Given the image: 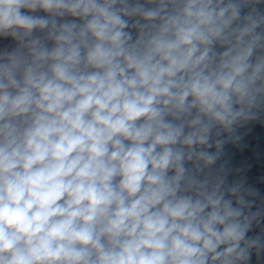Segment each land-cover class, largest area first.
I'll use <instances>...</instances> for the list:
<instances>
[{"label":"clouds","instance_id":"1","mask_svg":"<svg viewBox=\"0 0 264 264\" xmlns=\"http://www.w3.org/2000/svg\"><path fill=\"white\" fill-rule=\"evenodd\" d=\"M256 127L264 0H0V264H264Z\"/></svg>","mask_w":264,"mask_h":264},{"label":"water","instance_id":"2","mask_svg":"<svg viewBox=\"0 0 264 264\" xmlns=\"http://www.w3.org/2000/svg\"><path fill=\"white\" fill-rule=\"evenodd\" d=\"M248 139L252 144H255L257 140H259V142L264 145V129H261L259 127L254 128L253 131L249 134ZM245 155H247V153H245Z\"/></svg>","mask_w":264,"mask_h":264}]
</instances>
